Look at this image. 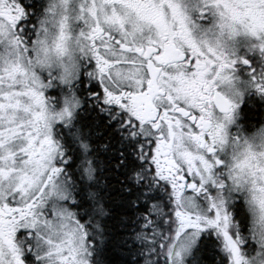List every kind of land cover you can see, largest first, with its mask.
<instances>
[{"label": "snow or ice", "instance_id": "6c2138e0", "mask_svg": "<svg viewBox=\"0 0 264 264\" xmlns=\"http://www.w3.org/2000/svg\"><path fill=\"white\" fill-rule=\"evenodd\" d=\"M0 264H264V0H0Z\"/></svg>", "mask_w": 264, "mask_h": 264}]
</instances>
